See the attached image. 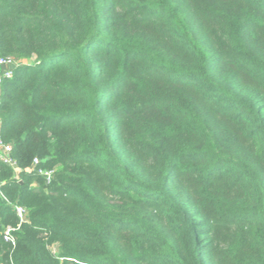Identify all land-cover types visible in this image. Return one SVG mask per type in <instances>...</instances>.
Wrapping results in <instances>:
<instances>
[{"label":"trees","instance_id":"obj_1","mask_svg":"<svg viewBox=\"0 0 264 264\" xmlns=\"http://www.w3.org/2000/svg\"><path fill=\"white\" fill-rule=\"evenodd\" d=\"M0 59V264H264V0H0Z\"/></svg>","mask_w":264,"mask_h":264},{"label":"built area","instance_id":"obj_2","mask_svg":"<svg viewBox=\"0 0 264 264\" xmlns=\"http://www.w3.org/2000/svg\"><path fill=\"white\" fill-rule=\"evenodd\" d=\"M19 66V63L13 60H4L0 59V68L3 71L2 78L0 80V83L4 79H11L14 75L15 69ZM11 152H12V147L9 145H6L3 143L1 137H0V161L7 165L10 166L14 169L16 177L18 178V174L20 172V169L17 167L16 162L13 160L11 157ZM40 165V160L35 159L33 162L32 167L29 169V173H36L38 176H40L43 180L46 186L50 185L54 179L55 176V170H48V169H42L39 168ZM3 185L2 182H0V188ZM37 186V185H35ZM1 197L5 201H8V199L4 196L3 193L0 192ZM13 210L16 212V215L19 218V225L18 227H8L3 233V238L4 241L11 244L13 247L16 245V237H15V232L20 229V227L27 223L29 221V211L20 205H11Z\"/></svg>","mask_w":264,"mask_h":264},{"label":"rangeland","instance_id":"obj_3","mask_svg":"<svg viewBox=\"0 0 264 264\" xmlns=\"http://www.w3.org/2000/svg\"><path fill=\"white\" fill-rule=\"evenodd\" d=\"M7 243V242H6ZM7 244H9V243H7ZM9 245H11V244H9ZM54 251L56 252V253H58V248L55 246L54 248Z\"/></svg>","mask_w":264,"mask_h":264},{"label":"crops","instance_id":"obj_4","mask_svg":"<svg viewBox=\"0 0 264 264\" xmlns=\"http://www.w3.org/2000/svg\"><path fill=\"white\" fill-rule=\"evenodd\" d=\"M2 74H3V71H2V69L0 68V80H1V78H2Z\"/></svg>","mask_w":264,"mask_h":264}]
</instances>
